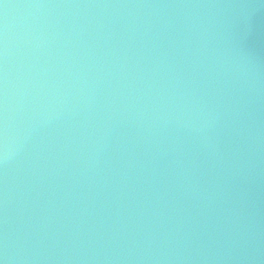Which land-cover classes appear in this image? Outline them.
Returning <instances> with one entry per match:
<instances>
[{
    "label": "water",
    "instance_id": "water-1",
    "mask_svg": "<svg viewBox=\"0 0 264 264\" xmlns=\"http://www.w3.org/2000/svg\"><path fill=\"white\" fill-rule=\"evenodd\" d=\"M0 264H264V0H0Z\"/></svg>",
    "mask_w": 264,
    "mask_h": 264
}]
</instances>
